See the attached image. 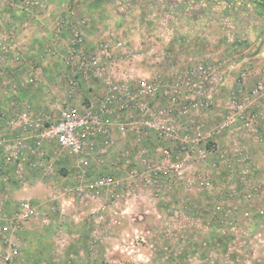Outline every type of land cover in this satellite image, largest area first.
Wrapping results in <instances>:
<instances>
[{"label": "built area", "instance_id": "1", "mask_svg": "<svg viewBox=\"0 0 264 264\" xmlns=\"http://www.w3.org/2000/svg\"><path fill=\"white\" fill-rule=\"evenodd\" d=\"M4 7L32 14L43 0H0V15ZM88 20L71 12L49 27L58 36L47 44L49 56L60 59L67 87L41 108L17 94L38 76L14 78L24 58L16 32L0 29V87L10 96L0 101V264H24L26 225L53 214L10 194L11 185L24 191L37 176L53 182L59 168L74 182L51 202L61 214L78 205L96 240H110L105 255H123L115 264H147L135 257L153 246L152 230L138 221L163 202L182 214L192 209L191 223L210 222L214 209L226 223L233 207L247 199L255 206L261 193L245 167L264 144V63L179 59L156 43L136 54L118 38L88 43ZM21 24L28 30L29 21ZM146 62L151 67L142 68ZM83 86L92 95L82 96ZM65 231L56 222L61 250L75 236ZM71 262L94 264L77 255Z\"/></svg>", "mask_w": 264, "mask_h": 264}, {"label": "crops", "instance_id": "2", "mask_svg": "<svg viewBox=\"0 0 264 264\" xmlns=\"http://www.w3.org/2000/svg\"><path fill=\"white\" fill-rule=\"evenodd\" d=\"M98 4H108L113 7V11L107 15L103 12L102 7H97ZM67 10L77 16L88 15L92 18V21L84 27V34L88 43L99 39L118 37L125 42L134 44L135 47L156 43L160 49L165 50L166 55H173L179 59L208 57L213 54V57H215L214 55H222L219 58L225 59L228 63H235L238 66L248 62L264 63V37L260 35V32L264 30V0H43V7L40 9L36 8V11L32 14L4 7L0 15V29L3 27L5 29L12 28L17 33V43L24 58L20 65L14 67L15 73L13 76L16 80L28 75L32 76L38 72L41 73L43 71L42 66L47 62L49 65L59 63L61 68L60 59L52 58L45 62H37L25 56L28 51L26 40L30 35L23 37L27 30L22 29L23 27L19 20L20 16L19 18L17 17L18 13L28 15L30 23L28 29L37 27L35 29L36 32L34 30L31 31L36 35L35 33H39L38 30L40 28L51 27L52 23L56 22L57 17L68 13ZM49 20L51 22L45 25ZM14 21L17 22V25L13 24ZM20 29L23 31L21 34H19ZM206 29L211 33L216 31L224 35H222L221 39L219 37L206 36L205 34L201 35V32ZM88 31L96 34L91 37L88 35ZM160 33L162 34L160 35ZM66 34L64 33L60 42H64ZM200 41L210 47H221L222 45V47H227L228 49H230V46L235 48V45L238 44L240 46H237L242 47L244 50L232 51V57H224L225 55L221 52V54H218V51H206L211 55L206 52L203 54L204 50L199 49L202 45L199 46ZM253 47H258V49L256 51L250 50ZM229 51L225 50L224 53L226 54ZM141 66L147 69L151 67V63L146 62L144 65L141 64ZM34 68L35 70H33ZM34 89V85L23 87V90H20L17 94L20 98L31 101L36 108H41L49 102L51 103L52 99L43 102L36 98ZM79 92H81L82 96L92 95L85 86ZM61 93L62 91L58 94L60 95ZM263 147L258 152L253 153V162L257 165L264 163ZM250 174L251 179L258 181L254 177L256 174L254 170L250 171ZM262 184L261 192L263 193L264 181ZM19 191L22 192L17 187V184H12L8 190L10 194L16 196H18L17 193ZM168 204L167 201L162 203L164 206H171ZM50 213L45 214L49 215L51 219L53 214ZM64 214L67 213L60 214L56 221L61 220L65 230L66 228L71 231L75 230L72 233L75 236L70 238L66 248L61 250L56 238L55 227H53L52 231L46 232L48 236L47 244L51 245L49 248L51 252L52 250H57V252L66 253L70 247L69 242L72 240V246L76 249L72 252L79 258L86 259L91 263L115 264L117 260L124 259L123 255L118 253L105 255L104 248L108 247L110 240L105 238H100L99 241L96 240L94 224H88L85 221L80 207H78L76 214H71L70 219L67 220L68 223H66ZM31 222L35 223L37 220H31L23 232L22 257L24 258V264L28 262L26 260L27 244L25 240L29 239L32 234L29 225ZM171 230L168 229L167 231L171 232ZM90 241L93 243L92 247L89 245ZM32 255L35 256L34 251H32ZM57 255L60 256L61 254L57 253Z\"/></svg>", "mask_w": 264, "mask_h": 264}, {"label": "rangeland", "instance_id": "3", "mask_svg": "<svg viewBox=\"0 0 264 264\" xmlns=\"http://www.w3.org/2000/svg\"><path fill=\"white\" fill-rule=\"evenodd\" d=\"M97 7H102L103 12L107 15H109L110 12L113 11V7L108 4H98ZM69 13H71V11H68V13L61 15V17H64ZM19 16V20L21 22L23 19L29 21L28 15H25L24 13H18L17 17L19 18ZM76 17L88 18L89 20L87 24L92 21V18L88 15H76ZM49 22H51V20L45 23V25ZM13 24L17 25V22L14 21ZM52 24L53 25H50L54 26L56 25V22ZM49 27H46L45 29L40 28L38 30L39 33H35L36 35H34L33 33L36 32L35 29H37V27L28 29L23 34V37H27V35H30L26 40V44L28 45V51L25 55L26 57H30L37 62H45L46 60L48 61L50 59L47 44L55 41L58 36L56 37L54 32L53 34H49ZM33 30L34 32H31ZM19 31V34L23 32L21 31V29ZM208 32L209 31L207 29L203 30V32H201V35L205 34L206 36H213L215 38L219 37V39H221L222 35H224L221 32L216 31L215 33ZM95 34L96 33H93L92 31L91 33L90 31H88V35H90L91 37H93L92 35ZM161 34L162 33H160V35ZM260 35L261 37H264V30L260 32ZM59 40L61 41V39L58 38V41ZM125 44L128 46L129 50L136 54L138 52V49L144 47L143 45L135 47L134 44L132 45L127 41L125 42ZM200 45L201 47L199 49L204 50L202 52L203 54L206 51H218V54L223 53L225 55H223L224 57H232V51L234 50L236 52L238 50H244L242 47H238L240 46L238 44L235 45V48L230 46V49H228L227 47H222V45L221 47H210L201 41L199 43V46ZM254 47L250 50L256 51L258 49V47ZM225 50L230 51L225 54ZM214 56L215 57H213L212 54L208 57L217 59L220 55ZM42 67L43 71L41 73L38 72V78L34 79V81L37 82L36 85L32 82H28L23 87L26 88L30 85H34L36 98L43 102L48 101L49 99H52V102H56L61 98V94L59 95L58 93H60V91H63V89L67 87V79L63 74L62 66L60 68L59 63H53L52 65H49L47 62ZM23 87L21 86L20 90H23ZM2 99H10V96L1 86L0 101ZM262 146H264V144ZM263 149L264 147L262 148V150ZM245 168L248 171L254 170L256 172L254 177H256L259 182L264 181V163L257 165L253 162L252 159L251 163ZM58 173V175L54 176L53 182H51L49 178H43L39 176H37V178L34 177L33 181L29 183V186L26 190L22 192L19 191V193H17L18 196L22 198H30L34 201H37V203L41 205L39 207L40 210L53 212L52 218L47 222L42 219H37V222H31L29 224L32 234L30 235L29 239L25 240L27 244V264L76 263L71 262V259H74V257H76V255L73 253L76 249L72 246V240L69 242L70 247L69 250L66 251V253H60L59 251L57 252V250H52L51 252V249H49L51 245L47 244L48 236L46 235V232L52 231L51 229L55 227L57 222L56 218H58V216H60L61 214L60 203L59 205L55 201H53L52 203L51 195L53 192L59 190L61 185H72L74 182L73 177L71 175L67 177L66 171H64L62 168L58 169ZM252 180L253 179H251V181ZM252 183L254 182L252 181ZM261 193L256 197L254 196L255 206L253 204L251 205V199H247L246 204L243 205L242 203L241 206L237 205L233 207L230 210L229 216L226 217V223L225 221L220 220L221 215L217 209H214V215L216 218L207 223H200V225L198 223L190 222L192 221L191 216H194V214L192 215L191 213L192 209H186L187 212L185 214H182L181 212H178L177 209L172 208V206L157 205L152 212L142 215L141 221L138 222L143 227H148L152 230L150 242L153 246H147L146 248H144L143 251L146 252L144 254L147 255L136 256L135 260L141 262L142 260H140V258H145V263L147 264H264V192L262 194ZM175 194L176 193L172 192L169 193L171 197L170 203L177 205L176 203L178 202V198H175ZM191 199L193 200L195 199V197L192 196ZM201 201L202 200H198L197 202L201 203ZM51 206H53V208H51ZM64 210V213H67L64 214V218H66V223H68L67 220L70 219L71 214L77 213L78 205L66 206ZM139 211L140 210H138V212ZM139 213H141V211ZM203 218H206V216H204ZM168 229H172L171 232L167 231ZM190 229H193V233L191 235L189 234ZM65 232L66 234L70 235L74 233L75 230L71 231L69 230V228H66ZM32 251H34L35 256L32 255ZM57 253L64 256H58Z\"/></svg>", "mask_w": 264, "mask_h": 264}]
</instances>
